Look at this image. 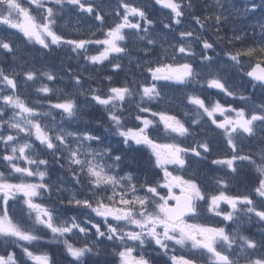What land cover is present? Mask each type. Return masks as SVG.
Here are the masks:
<instances>
[{"label":"snow or ice","instance_id":"obj_1","mask_svg":"<svg viewBox=\"0 0 264 264\" xmlns=\"http://www.w3.org/2000/svg\"><path fill=\"white\" fill-rule=\"evenodd\" d=\"M151 3L162 18L139 0H0V264H58L52 245L67 264H264V0H210L203 15L194 0ZM69 13L88 22L73 37ZM16 35L67 48L83 69L30 64ZM123 58L139 78L114 79ZM106 63L111 75L89 72ZM65 76L72 91L55 87ZM86 108L124 148L147 150L153 175L126 170L82 126Z\"/></svg>","mask_w":264,"mask_h":264},{"label":"rangeland","instance_id":"obj_2","mask_svg":"<svg viewBox=\"0 0 264 264\" xmlns=\"http://www.w3.org/2000/svg\"><path fill=\"white\" fill-rule=\"evenodd\" d=\"M112 2H113V5H114L115 0H112ZM139 2L147 6V10H148V12L150 13V15L153 18H157V17L162 18L161 13L159 11H157L155 8L152 7L151 0H139ZM259 15L260 14L257 13V18L259 17ZM66 19H67V25L65 26L64 23L62 22L61 26L64 27V28H68L70 31L73 30L74 27L83 26L84 28H87V26H88V22L87 21L81 19V20H79V23H78L77 22V17L75 15H73V14H70V13H69L68 16H66ZM110 22L111 21H109V23ZM252 22L254 23L255 21L253 20ZM193 27H198V26L193 25ZM9 31H15V30H9ZM224 31L228 32V29L226 28ZM228 34L230 35L231 33L228 32ZM206 35L210 39L214 38V29L207 30L206 31ZM11 39L15 40L16 43L20 45V47H29V48H31L32 51L34 52V54L37 55V56L42 55V53H43V52L39 51V46L38 45L26 44L25 42H23L20 39L19 35L12 36ZM221 47H223V43H221ZM62 49L65 50V53H63V58H64L63 63L71 66L72 71H74V72H76L78 70H82L83 66H84V62L82 60H77L75 58V56L73 55V53H70L67 48H62ZM217 51H219V49H217ZM0 59H8L9 60L10 58L0 57ZM120 62L124 65V69H123L122 72L124 73V75L126 77L130 78L132 72H137V78H139L138 70H136L134 66H131V67L129 66L128 58H123ZM78 63L81 65L80 69H77V64ZM96 70L97 69H94V68L89 66V72L92 75H93L92 72H94ZM54 71L60 73L61 75H63L64 72L66 71V69L65 68H61L59 66H55ZM85 75H87V73ZM124 79L125 78H122V81ZM57 82H59V80ZM60 82H61V84L55 85V87L60 88V89H64L65 92L72 91V88L70 86V82H69V80H68V78L66 76H65L64 80L60 81ZM95 86H99V85L96 84ZM167 91L169 93V101H170L169 106L170 105H173V106L178 105V106H180V104L179 103H175V101L176 100H182V93L180 91H178V90H175V89H170V90H167ZM29 98L30 99H36L35 97H32V96H30ZM81 100H83V97H81ZM186 103H187L186 100H182V105H184ZM57 119H59V117H57ZM82 126L87 127L85 125V122L83 123ZM116 138H118V137H116ZM116 144L119 145L118 143H116ZM2 250H3V246L0 245V251H2ZM176 254L180 255L182 253H181V251L179 249H177ZM166 259H168V257Z\"/></svg>","mask_w":264,"mask_h":264},{"label":"trees","instance_id":"obj_3","mask_svg":"<svg viewBox=\"0 0 264 264\" xmlns=\"http://www.w3.org/2000/svg\"><path fill=\"white\" fill-rule=\"evenodd\" d=\"M60 61H61V59H59V55H58V53H57V57H56V59H55L53 62H54V63H57V64H60ZM64 64H65V63H64ZM111 74H112L111 66L108 65V64L106 63L105 66L100 67V72H99V74L97 75V77H98L99 79H102L103 76H105V75H111ZM123 77H124V76H123V72L121 71V72L119 73V76L114 77V79H116V80H118V81H121ZM105 83H107V81H105ZM85 111H86V113H88V114H87V118H88V120H91V117H93V116H95V115H96V118H98L99 115H100L99 112H93L91 109H85ZM94 123H96V119H95V120H92L90 124H94Z\"/></svg>","mask_w":264,"mask_h":264},{"label":"flooded vegetation","instance_id":"obj_4","mask_svg":"<svg viewBox=\"0 0 264 264\" xmlns=\"http://www.w3.org/2000/svg\"><path fill=\"white\" fill-rule=\"evenodd\" d=\"M225 150V149H224ZM226 151V150H225ZM226 171V169H221L220 171V175H224V172ZM146 176L143 175L141 176V179L145 178ZM249 178H244V180H240V182L242 183V188H245V185L249 182ZM234 190H239V191H242L241 190V185L238 181V179L236 178V180L234 181ZM247 227H249L251 229L252 232H257V230H254L253 226L252 225H248Z\"/></svg>","mask_w":264,"mask_h":264}]
</instances>
